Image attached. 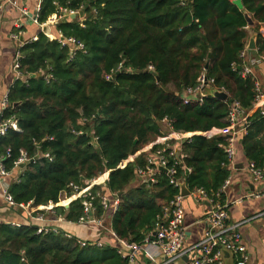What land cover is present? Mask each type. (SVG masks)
Here are the masks:
<instances>
[{
  "label": "trees",
  "instance_id": "trees-1",
  "mask_svg": "<svg viewBox=\"0 0 264 264\" xmlns=\"http://www.w3.org/2000/svg\"><path fill=\"white\" fill-rule=\"evenodd\" d=\"M242 3L244 10L233 0H42L41 24L62 9L84 12L55 27L64 38L83 43L85 50L72 54L44 33L20 48L24 79L11 87L10 106L3 113L4 119L15 120L19 131L10 128L0 135V162L8 172L18 168L22 153L31 160L10 183L14 201L34 208L58 204L64 193L74 194L73 187L85 189L111 172L105 188L94 186L91 196L54 212L76 222L92 203L93 216L101 219L106 213L102 198L118 195L111 224L116 236L140 246L154 240L164 209L180 188L164 171L156 172L153 183L139 175L149 166V153L125 168L120 165L164 135V121L176 133H206L229 125L234 103L243 113L253 108L257 83L243 75L242 54L249 39L246 13L256 28L264 24V0ZM257 48L264 57L260 34ZM202 75L214 80L213 89L226 91L229 101L207 95L201 102L185 103L184 94L199 85ZM241 141L246 158L263 167L261 111L248 118ZM226 146L225 136L195 135L183 141V158L168 156V168H175L174 178L184 180L191 192L203 189L223 203L221 188L231 175ZM159 148L163 146H155L152 153ZM0 264L127 260L115 248L82 246L63 232L0 222Z\"/></svg>",
  "mask_w": 264,
  "mask_h": 264
},
{
  "label": "crops",
  "instance_id": "crops-1",
  "mask_svg": "<svg viewBox=\"0 0 264 264\" xmlns=\"http://www.w3.org/2000/svg\"><path fill=\"white\" fill-rule=\"evenodd\" d=\"M16 1L19 5L28 8V10L34 14L37 11L38 5H40V0ZM79 18L81 17L79 16ZM51 19H54V17L52 16L46 24L50 25L51 29L54 31L52 32L51 30V34L47 36L58 38L60 34L55 27L57 24L52 23ZM19 27L21 28L19 29ZM248 28L249 39L247 41V47L242 54L243 65L251 69V76L256 80L259 88L264 93V57L258 52L257 48V35L260 34L264 37V24H261L256 28V24L254 23V26H249ZM19 30L21 31L22 36L20 37V41L17 42L12 39V34ZM39 33H43L40 27L28 23L22 18L18 9L12 5L4 3V9L0 12V120L2 100L8 95L15 82L18 79H21V77H18L13 70L15 55L20 47L23 46V42L27 43L28 41H32L33 38L37 40ZM252 38L255 39L256 49H248ZM22 79H24V77ZM212 89L213 88L208 87L204 95H209V91ZM183 97L185 100L194 99L195 101H199L201 94H189L187 90ZM262 106V104H254L251 110L240 115V121L243 122V120H248L249 117L260 111L263 108ZM162 126L164 135L146 145L136 154L131 155L120 165V167L125 168L143 153H149L152 155V150L155 146L159 147L163 143L168 142L172 143L169 146H171L176 154L180 156L183 154L181 148L184 140L195 135H202L210 138L215 135H220L221 130L215 128L206 133L194 132L183 134L171 131L167 121H164ZM244 135L245 134L240 135L235 143V168L231 169L230 175L232 177V184L224 193L223 199V203L227 206L226 210L228 212L230 223L242 222L264 212V182H256L249 171V164L252 162L246 158L244 153L241 141ZM23 167L24 165L19 166L11 172L9 176L0 178V222L17 226L23 223H31L38 228H45L46 230L55 233L63 232L68 237L76 238L79 243L84 242L88 245L91 244L99 248L111 247L115 248L119 253V238L114 237L112 234L114 231L111 224L115 213L113 207L107 210L105 215L101 218L103 227L99 226L97 223L68 221L65 217L56 215L54 212L55 208H68L72 202L81 198L77 195L68 197L67 193H64L58 204L50 203L47 206H40L38 208L32 206H29L27 209L10 207L5 201L4 190L9 188L10 183L13 180L17 179ZM110 174L111 172H106L102 175L106 176L102 183H97V180L100 179L101 176L94 180L88 187H90V189L94 186H103L105 188L109 181ZM182 183L185 184L184 180H182ZM188 191L190 194L184 196L183 202L185 209L184 226L186 228V239L184 242L185 248L200 242L208 228V225L205 222L209 208L207 201H205V199H198L194 194L195 192H191L189 189ZM253 194H258L259 197H250ZM116 197H118V195H109L107 198L113 202ZM38 212L44 213L46 216L44 221L33 219L34 216H36L35 213L38 215ZM240 233L243 238V243L251 257L248 264H264V217L256 218L245 223L241 226ZM142 246L143 249L138 252L133 264H166L165 254L160 247L147 242ZM120 256L122 257L121 254ZM187 256L188 257L176 259L168 264H187L189 262L188 260L191 259V255ZM224 264H236V256H234V254L228 257L226 256Z\"/></svg>",
  "mask_w": 264,
  "mask_h": 264
},
{
  "label": "built area",
  "instance_id": "built-area-1",
  "mask_svg": "<svg viewBox=\"0 0 264 264\" xmlns=\"http://www.w3.org/2000/svg\"><path fill=\"white\" fill-rule=\"evenodd\" d=\"M182 3L186 2V0H181ZM41 2L38 5L36 13H31L28 8L19 5L16 0H0V12L4 9V3L12 5L16 9H18L22 15V18L28 23L35 24L40 27L43 31V27L48 25L46 23L41 24L39 22V13L41 9ZM81 10H70V9H62L59 15H53L54 19H51L52 23H58L60 20L65 18H69L72 16L79 17ZM21 27H19L20 29ZM22 36L21 31L14 32L12 34V39L14 41L19 42L20 37ZM59 42L64 47H69L70 50L73 51L79 50L84 51L85 46L83 43L78 42L75 38H64L61 34L57 38ZM36 39H32V41H28L27 43L33 42ZM26 42L22 43L23 46L27 44ZM21 46V47H23ZM20 47V48H21ZM243 57V55H242ZM20 59L21 52L20 49L17 51L13 70L18 75V77H22L20 72ZM152 69V67H150ZM244 76H251L252 71L249 67L244 66L243 68ZM214 84L213 79H207L205 76H201L199 78V85L196 88L188 89L189 94H201L200 102L206 96L204 95L206 89L212 88ZM219 91L225 92L224 90L217 89ZM9 93L2 100V111H1V120H0V135H5L8 129L12 128L14 130H18L17 123L12 119H4L3 113L10 106L9 102ZM190 100L186 99L185 103H188ZM256 104H262L263 108L260 110L261 115L264 117V93L259 88L258 84L256 86ZM240 107L237 103L233 104V110L231 111L228 123L229 125L226 128L220 130V135L225 136L227 140V146L225 148L226 154L229 160V168L234 169V159H235V143L240 135L247 133L248 128V120L240 121V115L243 112L240 111ZM169 124V123H168ZM163 148L157 149L152 155L149 156L148 163L149 166L146 170H140L139 175L142 178H147L151 183L155 182L153 179L156 172L162 171V169L166 170V173L171 177V183L180 188V193L174 197L168 207L164 209V215L161 221L157 224L156 231L154 233V240L147 239V243H152L157 245L162 249L165 254V263H171L172 261L188 257L187 255H191V259H189L187 264H224L226 259V254L229 253V256H236V264H248L250 261V255L247 251L246 246L243 243V238L240 233V228L245 223L256 219L264 217V212L245 221L238 223H230L228 212L226 210V205L221 203V201L215 200L213 197L209 196L205 190L198 189L195 191V195L198 199H205L208 203V212L205 218V222L208 225V228L205 232L203 239L188 247H184V242L186 239L185 226H184V196L182 195V181H179L174 178L176 174L175 168H168L169 160L168 156L175 158H183L182 155H177L174 149L171 146H168L167 143H163ZM49 157V155H46ZM31 160L27 157L25 153L21 154V157L16 162L17 167L26 165ZM178 162H176L177 164ZM249 171L256 182H264V166L257 167L255 164H249ZM10 175L4 165L0 162V178H5ZM232 184V177H228L221 188V192L225 193L227 189ZM74 194L79 197H83L85 195H90L89 191L90 187L79 190L78 187H73ZM5 201L12 208H21L27 209L30 204H17L14 201V198L9 193L8 188L4 190ZM219 196V194L217 195ZM250 197H259L258 194H253ZM120 204L119 197H116L113 202H111L107 197L102 198V206L107 211L110 208H114V211L117 210ZM95 209L92 206V203H88L84 208V216L79 218L78 222L80 223H97L99 226L103 227L102 220L95 218L93 216ZM46 216L44 213L36 214L33 219L38 221H44ZM48 231L45 228H39V232ZM114 237H117L115 233H113ZM120 250L119 253L122 255L124 259L127 260V264H133L135 262L136 256L139 251H141L143 246L137 244H130L126 241L120 240ZM82 246H87V243H80Z\"/></svg>",
  "mask_w": 264,
  "mask_h": 264
},
{
  "label": "water",
  "instance_id": "water-1",
  "mask_svg": "<svg viewBox=\"0 0 264 264\" xmlns=\"http://www.w3.org/2000/svg\"><path fill=\"white\" fill-rule=\"evenodd\" d=\"M233 3L240 9V10H244V6H243V3H242V0H234ZM84 15V12L81 11L79 16L82 17ZM246 17H247V20H248V23H249V26H254V22L252 21V19L249 17V15L246 13ZM72 18H76L75 16H72ZM43 33L46 34V35H50L51 34V26L50 25H46L43 27ZM248 49H256V44H255V39L252 38L250 40V43H249V46H248ZM23 77H21L22 79ZM159 80V79H158ZM209 95L215 97V98H218L220 100H223V101H229L230 97L229 95L226 93V92H222V91H219L217 89H212L209 91ZM21 103H16L15 106H18L20 105ZM241 111V110H240ZM242 112V111H241ZM162 171L166 172V170L162 169ZM186 185H182V195L183 196H186V195H189L190 192L188 191V189H186ZM226 256L228 257L229 256V253L226 254Z\"/></svg>",
  "mask_w": 264,
  "mask_h": 264
},
{
  "label": "rangeland",
  "instance_id": "rangeland-1",
  "mask_svg": "<svg viewBox=\"0 0 264 264\" xmlns=\"http://www.w3.org/2000/svg\"><path fill=\"white\" fill-rule=\"evenodd\" d=\"M52 30V32L54 31L53 29H51ZM97 183H102L101 181H99V179L97 180ZM47 214V213H46Z\"/></svg>",
  "mask_w": 264,
  "mask_h": 264
}]
</instances>
